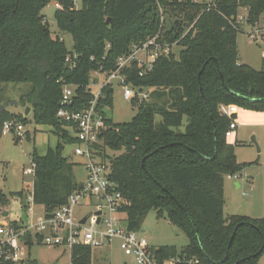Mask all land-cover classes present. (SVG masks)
<instances>
[{
    "label": "trees",
    "instance_id": "obj_1",
    "mask_svg": "<svg viewBox=\"0 0 264 264\" xmlns=\"http://www.w3.org/2000/svg\"><path fill=\"white\" fill-rule=\"evenodd\" d=\"M214 1L215 7L166 0H81L76 9L73 0H0V84L22 86L11 103L21 112L6 111L0 97V136L6 122L25 124L23 110L30 108L34 123L52 128L58 138L45 155H31L35 204L51 211L80 186L73 176L77 164L62 155L64 145L76 143L70 135L73 127L56 118L62 85L74 87L73 108L84 109L92 100L86 91L91 74L99 71L106 78L116 71L119 57L160 31V4L165 23L173 18L178 28L174 32L162 26L163 40L182 50L177 57H158L150 71L133 65L121 72L126 83L149 93L147 100L131 102L137 111L129 123L114 124L107 117L110 85L96 105L106 117L101 159L111 164V180L122 196L120 212L130 231H140L153 211L183 232L187 245L180 250L160 246V262L185 254L202 264H257L264 253V218L223 213L225 177L240 173L246 164L236 160L237 143L225 138L230 121L221 108L264 112V70L238 62L240 30L232 26L239 9L246 10L247 25L258 24L264 0ZM51 2L62 8L55 10L54 20L58 32L71 37L70 51L41 15ZM106 150L119 154L110 156ZM10 196L21 199L23 191ZM6 204L0 192V205ZM23 264L38 263L29 258ZM70 264H93L92 249L73 247Z\"/></svg>",
    "mask_w": 264,
    "mask_h": 264
},
{
    "label": "built area",
    "instance_id": "obj_2",
    "mask_svg": "<svg viewBox=\"0 0 264 264\" xmlns=\"http://www.w3.org/2000/svg\"><path fill=\"white\" fill-rule=\"evenodd\" d=\"M166 1L177 5L187 3L206 4L208 7L216 5L214 0ZM54 8L62 9L58 3H54ZM158 10L160 31L156 35L140 45H133L128 53L119 57L116 71L106 78L99 71L92 73L98 77L103 76L104 79L102 83L98 81L95 83L96 79L90 78L86 91L92 96V100L84 109L73 108L74 87L62 85L56 118L73 127L76 140L73 155L80 159L79 164L83 167L86 178L78 183L80 186L68 196L64 205L48 211L35 204L33 188L36 165L31 160L29 167L23 170V174L31 178V183L23 190V198L20 199L19 206L23 214L16 220H9V212L0 211V264H23L30 258L29 250L33 245L47 249L64 248L70 254L73 247L84 246L96 249L109 247L113 243H117L123 255L131 257L136 264H202L198 258L185 254L160 262L156 258L157 249L149 246L141 231L127 229L124 214L120 212L122 196L118 186L111 180V164L101 159L102 136L107 130V124L106 117L98 111L96 105L102 97V89L107 85L113 88L112 83L115 81L122 91L124 100L130 102L136 100L138 103L147 100L148 90L126 83L121 72L124 69H131L133 65L143 72L150 71L158 57L174 54L173 48L178 46L176 42L169 43L163 40L164 33H161V28L164 26L165 13L160 4ZM246 13L245 9L238 10L236 20L232 24L236 30H241L242 26L247 25ZM252 27L255 28L256 25ZM255 30L249 34V37L255 41L258 39L262 41L258 29ZM66 63L72 68L70 56L67 57ZM96 85L98 90L92 92L90 86ZM237 112L238 108L235 105L221 108V113L230 121L225 133L226 139L231 138L237 129L235 122ZM15 129L17 136L20 137L23 131L22 125L6 122L2 127V135ZM225 178L237 180L239 174L227 175ZM83 220L84 223L81 224Z\"/></svg>",
    "mask_w": 264,
    "mask_h": 264
},
{
    "label": "rangeland",
    "instance_id": "obj_3",
    "mask_svg": "<svg viewBox=\"0 0 264 264\" xmlns=\"http://www.w3.org/2000/svg\"><path fill=\"white\" fill-rule=\"evenodd\" d=\"M76 9L81 8V0H73ZM54 2H51L42 11L50 32L59 35L64 41L67 50H71L72 40L68 34H60L57 30L54 14ZM241 14H245L241 12ZM174 19L164 20V28L177 32V27H173ZM258 32L261 39L257 41L249 37V34ZM186 32V31H185ZM185 34V33H184ZM264 17L256 24V27L244 25L237 34L236 44L238 62L245 64L256 71L264 70ZM182 50L176 46L173 52L178 56ZM95 78V83L103 82V76ZM113 81V96L110 107L105 108V113L114 124L129 123L136 114V107L130 101L122 97L121 89ZM5 88V93L0 92L2 105L6 111L15 112L11 103L17 101L22 90V86L13 84H0V90ZM92 92L98 90V86H90ZM0 103V104H1ZM25 109L23 110V112ZM26 123L22 125L23 131L20 138L17 132H11L0 136V192L6 196L7 204L0 205V211L9 212V220H16L23 214L21 211L20 198L11 197V193H18L27 188L31 183V178L23 174V170L28 168L33 151L38 156H43L47 150L57 146L58 138L53 129L48 126L36 125L32 114L25 116ZM237 131L229 139L231 144L237 143L235 147V157L239 164H246L239 174L237 180H224V217L231 215L245 216L254 219L264 218V112H257L250 109H239L235 115ZM185 124V120H184ZM72 137L74 133L70 134ZM254 137L256 144H250V139ZM237 141V142H236ZM75 145H64L62 155L73 163L77 164L73 169V176L76 183L85 180L86 174L79 164V158L73 155ZM259 150V151H258ZM108 155L116 156L119 153L106 150ZM238 184L239 188L235 187ZM246 194V195H245ZM89 209V208H88ZM76 214V212H75ZM123 218V216L121 215ZM144 232V237L153 247L174 246L178 250L187 245L188 240L183 232L171 226L165 219H157L155 212H150L141 224L140 231ZM110 256L104 262V248L92 249L93 264H136L131 257H125L119 250L117 243L110 247ZM157 248V249H158ZM30 259L38 264H70V254L64 248L47 249L42 246L33 245L29 250ZM257 264H264V253L258 258Z\"/></svg>",
    "mask_w": 264,
    "mask_h": 264
},
{
    "label": "crops",
    "instance_id": "obj_4",
    "mask_svg": "<svg viewBox=\"0 0 264 264\" xmlns=\"http://www.w3.org/2000/svg\"><path fill=\"white\" fill-rule=\"evenodd\" d=\"M238 110H239V109H238ZM19 112H21V111H20L19 109H17V111H15L14 113H19ZM236 131H237V129H236ZM236 131H235V133H236ZM227 141H228V140H227ZM236 142H237V141H236ZM228 143H230V141H228ZM230 144H231V143H230ZM237 185H238V184L236 183V184H235V187H236V188H239V186H237ZM15 198H16V197H15ZM148 244H149V243H148ZM149 246L152 247V248H155V247L151 246L150 244H149ZM185 246H186V245H185ZM185 246H184V247H185ZM110 247H111V246H109V247H105V248H104V262L107 261L108 258H109V256H110V249H111ZM157 248H158V247H156L155 249H157ZM182 248H183V247H182ZM182 248H181V249H182ZM125 257H126V256H125Z\"/></svg>",
    "mask_w": 264,
    "mask_h": 264
},
{
    "label": "water",
    "instance_id": "obj_5",
    "mask_svg": "<svg viewBox=\"0 0 264 264\" xmlns=\"http://www.w3.org/2000/svg\"><path fill=\"white\" fill-rule=\"evenodd\" d=\"M105 24L106 25H108V24H110V19L108 18L106 21H105ZM29 112H30V108H25V111H24V116H27L28 114H29ZM250 144H253V145H257L256 144V141H255V139H254V137H252L251 139H250ZM259 151V150H258ZM238 186V185H237ZM7 214H4V216H6ZM84 223V220L81 222V224H83ZM144 230L143 231H141V233L142 234H144Z\"/></svg>",
    "mask_w": 264,
    "mask_h": 264
}]
</instances>
